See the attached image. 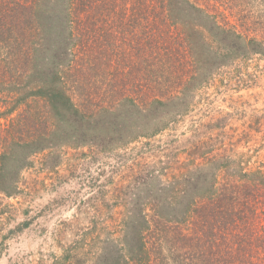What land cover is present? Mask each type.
I'll list each match as a JSON object with an SVG mask.
<instances>
[{
    "label": "trees",
    "instance_id": "1",
    "mask_svg": "<svg viewBox=\"0 0 264 264\" xmlns=\"http://www.w3.org/2000/svg\"><path fill=\"white\" fill-rule=\"evenodd\" d=\"M128 6L133 19H126ZM150 18L154 23L141 27ZM127 20L136 24L135 30ZM163 22L171 23L158 25ZM171 24L180 33L176 35ZM98 40L115 56L116 69L109 78L124 87L98 92L87 111L80 112L67 94L64 75L75 76L71 90L83 89L82 79L91 71L87 67L99 58L87 45L96 46ZM114 48L119 54L113 53ZM0 53L13 58L10 82L35 89L29 90L22 111L21 104H15L2 113L0 105V115L6 118L5 124L0 123V196L14 197L20 190V172L29 166L31 156L52 148L54 128L45 124L48 112L59 115L61 122L75 118L73 125L83 144L93 147L104 140V145L109 141L113 148L126 150L136 140L156 139L169 128L177 134L183 115L171 113L172 109L193 108L198 92L214 87L217 75L225 74L221 82L226 89L247 87L249 75L241 65L247 68L256 56L264 59V0H0ZM66 57L72 58L69 64H60ZM180 71L184 79H191L187 86L176 77ZM93 91L96 94L97 89ZM32 104L38 105L35 111L30 110ZM229 108L237 112L216 117L211 107L205 124L200 123L206 129L202 138L182 158V182L167 183L174 189L167 195L163 193L167 184L162 186L157 176L171 173L174 155L149 145L147 162L160 167L142 172L127 185L125 196H119L123 211L110 219L99 218L102 247L88 248L87 231L80 230L76 245L59 260L264 264V148L255 155L242 150L240 138L234 140L236 131L230 134L228 125L245 110ZM100 113H106L107 122L97 127ZM165 114L172 117H160ZM110 117L118 120L110 122ZM260 127L264 141V120ZM214 131L215 137L204 139ZM174 140L173 136L170 143ZM216 143L223 146L222 153ZM142 191L162 204L153 207L152 217L145 212L148 204ZM88 230L95 239L93 229Z\"/></svg>",
    "mask_w": 264,
    "mask_h": 264
},
{
    "label": "rangeland",
    "instance_id": "2",
    "mask_svg": "<svg viewBox=\"0 0 264 264\" xmlns=\"http://www.w3.org/2000/svg\"><path fill=\"white\" fill-rule=\"evenodd\" d=\"M122 6L124 4L117 8L116 14L124 9L120 8ZM127 10L126 19L135 18L132 7L128 6ZM157 11L160 12L161 8ZM126 23L131 24L133 30L136 29L134 27L136 24L132 20H127ZM142 23H140L141 27H147L154 21L150 18L149 21L144 19ZM170 23L163 22L162 25L160 23L158 25L168 26ZM170 27H173L172 30L176 35L180 33L178 26L171 24ZM103 33L106 34L105 30ZM85 38L90 40L88 37ZM87 48L92 50V56L99 58L93 64L94 67H87L91 71H87L86 78L82 79L83 89L86 91L82 92L81 88L78 92H74L72 88L74 81L70 80L75 76H69L67 73L64 75L66 89H73L67 90V94L80 112L87 111L98 92L105 94L108 89L124 87L122 83L117 85L113 82L115 79L108 76L116 66L115 56L111 54L107 45L98 40L96 46L89 43ZM120 51L125 52V49L120 48ZM126 52H130V49ZM113 53L119 54L115 48ZM12 59L5 53H0V105L4 106L2 113L15 104H21L20 111H22V107L28 103L26 99L29 90L34 89L31 85L22 88V85L26 84L17 80L10 82L12 80L10 70L14 69L11 66ZM71 60V57H66L59 61L60 64L67 65ZM241 68L243 73L249 75L248 88L240 87L237 91L238 88L232 86L231 89H226L222 87L224 83L221 82L225 74L217 75L214 78V87L201 88L198 92V98L192 103L193 108L180 107L171 110V113L179 111L183 115L177 125L179 130L177 134L169 128L156 139L136 140L126 150H120L119 146L113 148L109 141L104 145V140L101 141L102 145H98L95 140L93 147L83 144L82 138L78 139L80 132L76 131L73 125L75 118L69 116L66 120L71 118L69 123L61 122L59 115L52 116L48 112L45 124L49 129L54 128L51 134L52 148L31 156L29 166L20 172V190L14 197L0 196V264H64L65 261L61 258L60 261L59 257L65 250L76 245V239H79L76 233L80 230L87 231L88 248H92L95 244L94 247H102L99 236L102 228L99 225V218L110 219L117 216L120 210L123 211L118 205L119 196H125L127 185L132 184L134 178L139 174L141 176L142 172H155L160 167L157 162H147L151 160L147 153L149 145L154 148L160 147V152L167 151L174 155L171 173L157 176L158 182L162 186L170 182H182L183 170L180 168L182 158L186 155L185 152H191L197 146V139L202 138L206 129L201 128L200 123L205 124L204 117L208 115L211 107L216 117L225 116L230 112L236 113L237 111L230 110L231 105L241 107V111L245 110L244 116L236 115L229 122L228 131L230 134L236 131L234 140L240 138L243 151L255 155L257 151L263 150L264 141L260 125L264 120V59L260 60L256 56L247 64V68L245 64H242ZM44 72L51 74L48 69ZM182 73L183 71H180L176 77L187 86V81L191 79H184ZM93 89H97L96 94ZM81 95L86 96L80 98ZM16 100L18 102L15 103ZM109 100L113 103L115 99L110 96ZM5 101H10V105L5 106ZM31 106V111H35L38 107L33 104ZM189 109L190 112H184ZM99 115L101 117L98 119L97 127H102L103 123L107 122V115L106 113ZM160 117L167 119L172 115L165 114ZM117 120V118H109L110 122ZM195 122L197 127H194ZM0 123H6L5 114L0 115ZM217 134V131L209 132L204 134V139L208 140ZM173 136L177 140L170 143ZM145 143H147L146 148L142 147ZM216 147L219 149L218 152L222 153L223 146L216 143ZM173 190L167 184L163 193L167 195ZM142 194L148 204L145 212L152 217L153 207L159 209L162 204L158 199L150 198V194L146 191H142ZM163 202V205H167L164 200ZM94 221L98 224L97 229ZM91 228L95 239L89 233L91 231L88 229ZM55 256H58L56 260Z\"/></svg>",
    "mask_w": 264,
    "mask_h": 264
}]
</instances>
